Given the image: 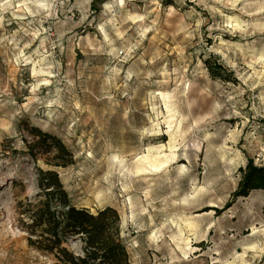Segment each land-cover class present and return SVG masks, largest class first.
I'll return each mask as SVG.
<instances>
[{
    "label": "rangeland",
    "instance_id": "obj_1",
    "mask_svg": "<svg viewBox=\"0 0 264 264\" xmlns=\"http://www.w3.org/2000/svg\"><path fill=\"white\" fill-rule=\"evenodd\" d=\"M250 159L264 0H0V264H57L26 229L42 171L118 211L131 264H264V192L233 198Z\"/></svg>",
    "mask_w": 264,
    "mask_h": 264
},
{
    "label": "trees",
    "instance_id": "obj_2",
    "mask_svg": "<svg viewBox=\"0 0 264 264\" xmlns=\"http://www.w3.org/2000/svg\"><path fill=\"white\" fill-rule=\"evenodd\" d=\"M206 63L214 74L225 71L221 65ZM34 131L38 138L36 146H53L58 150L57 159H71V153L61 140ZM240 172L242 179L233 195L235 200L246 198L253 191L264 192V166H258L250 159ZM41 184L43 200L32 206L30 223L26 227L33 238L29 239L30 246L53 255L57 264H131L121 238V218L115 208L108 206L92 213L74 206L54 171H42ZM70 241L81 243L82 254L69 249Z\"/></svg>",
    "mask_w": 264,
    "mask_h": 264
},
{
    "label": "bare ground",
    "instance_id": "obj_3",
    "mask_svg": "<svg viewBox=\"0 0 264 264\" xmlns=\"http://www.w3.org/2000/svg\"><path fill=\"white\" fill-rule=\"evenodd\" d=\"M182 224L185 226L186 230H188L189 233H192L194 231V228L192 227V225L188 222V219H184L182 221ZM182 228V226H181Z\"/></svg>",
    "mask_w": 264,
    "mask_h": 264
}]
</instances>
